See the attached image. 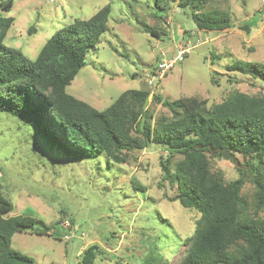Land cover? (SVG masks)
<instances>
[{
  "label": "rangeland",
  "instance_id": "1",
  "mask_svg": "<svg viewBox=\"0 0 264 264\" xmlns=\"http://www.w3.org/2000/svg\"><path fill=\"white\" fill-rule=\"evenodd\" d=\"M177 1L158 19L152 15L154 0H13L9 11L0 10L14 18L3 43L33 59L55 30L109 2L108 29L66 86L68 93L103 109L123 90L147 88L153 119L170 112L152 94L167 100L196 96L208 103L220 102L232 91L264 94L260 79L224 69L233 60L264 61V0H205L203 10H226L232 26L203 34L191 8L183 9ZM152 26L159 36L146 31ZM187 47L179 62L163 72L158 69L157 57L173 58ZM55 139L18 115L0 111V184L13 203L6 216L29 214L36 218L35 227H52L49 234L26 229L11 237V246L31 256L34 264H77L82 249L92 243L102 251L97 264H129L150 247L146 233L161 234L158 241L166 239L173 247L178 244L175 234L185 238L193 233L199 213L171 199L175 186L163 180L160 167L164 149L149 145L135 151L136 160L120 164L103 153L95 158L68 155ZM210 166L221 170L226 181L239 176L236 163L223 155L211 156ZM252 192L246 181L242 194L250 198ZM259 214L264 217V210ZM65 218L67 228L61 223ZM158 246L153 247L167 256L162 264L178 261L182 246L169 252Z\"/></svg>",
  "mask_w": 264,
  "mask_h": 264
},
{
  "label": "trees",
  "instance_id": "2",
  "mask_svg": "<svg viewBox=\"0 0 264 264\" xmlns=\"http://www.w3.org/2000/svg\"><path fill=\"white\" fill-rule=\"evenodd\" d=\"M173 1L154 0L152 15L162 19ZM204 2L177 1L179 7L191 8L200 33L228 30L232 26L229 12L215 7L203 10ZM12 4L13 0H0V10L9 11ZM109 12L107 2L89 17L63 24L33 59L3 43L14 18L0 14V111L18 115L55 139L50 125L57 135L55 141L68 155L80 152L95 158L103 153L110 162L125 164L128 158L136 160L135 151L152 144L166 151L160 167L163 180L175 186L171 199L194 209L199 217L191 235L180 238L175 234L176 247L166 239L158 241L161 234L157 232L146 233L144 241L150 247L129 264H162V257L167 256L155 250V243L167 252L182 246L175 264H264V217L259 214L264 210V94L232 91L217 103L196 96L167 100L152 94L151 99L170 112L153 119L148 107L150 91L126 89L105 108H95L68 93L66 86L107 31ZM255 22L256 17L249 23ZM146 31L159 36L154 26ZM156 60L157 64L159 57ZM224 69L264 82V61L233 60ZM211 80L216 83L215 78ZM224 150L239 172L228 181L221 170L210 166V157L222 156ZM246 181L253 186L250 198L242 194ZM133 183L144 191V186ZM12 208L0 184V264H34L31 256L11 246V237L26 229L49 234L52 227H35L36 218L29 214L7 217ZM101 253L92 243L82 249L77 264H97Z\"/></svg>",
  "mask_w": 264,
  "mask_h": 264
},
{
  "label": "built area",
  "instance_id": "3",
  "mask_svg": "<svg viewBox=\"0 0 264 264\" xmlns=\"http://www.w3.org/2000/svg\"><path fill=\"white\" fill-rule=\"evenodd\" d=\"M185 50L188 51V47L182 49L178 54L174 55L173 58H164V56H161L162 58L159 57V61L157 62L158 63V69L163 72V71L171 68L177 61L178 62L180 61L182 56L186 55V54H183ZM153 76L156 77L157 73L155 72V74H153ZM61 223H62L63 228H67L70 225L67 218H65ZM63 223H65V225Z\"/></svg>",
  "mask_w": 264,
  "mask_h": 264
},
{
  "label": "water",
  "instance_id": "4",
  "mask_svg": "<svg viewBox=\"0 0 264 264\" xmlns=\"http://www.w3.org/2000/svg\"><path fill=\"white\" fill-rule=\"evenodd\" d=\"M223 155L226 157V158H229L230 156V153L227 152L226 150L223 151Z\"/></svg>",
  "mask_w": 264,
  "mask_h": 264
}]
</instances>
